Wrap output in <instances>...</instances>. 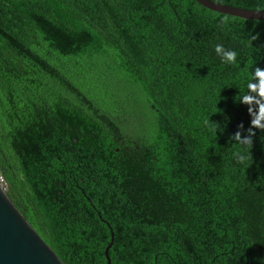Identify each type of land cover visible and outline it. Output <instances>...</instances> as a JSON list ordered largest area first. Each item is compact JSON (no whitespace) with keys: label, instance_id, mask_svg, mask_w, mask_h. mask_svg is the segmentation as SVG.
Here are the masks:
<instances>
[{"label":"trees","instance_id":"trees-1","mask_svg":"<svg viewBox=\"0 0 264 264\" xmlns=\"http://www.w3.org/2000/svg\"><path fill=\"white\" fill-rule=\"evenodd\" d=\"M257 66L264 21L194 0H0L8 198L63 264H264V130L233 157Z\"/></svg>","mask_w":264,"mask_h":264},{"label":"water","instance_id":"water-1","mask_svg":"<svg viewBox=\"0 0 264 264\" xmlns=\"http://www.w3.org/2000/svg\"><path fill=\"white\" fill-rule=\"evenodd\" d=\"M205 9L247 21H264V10L254 11L214 3L210 0H194ZM104 252L107 264H111L108 251ZM0 264H63L54 251L15 208L6 191L0 186Z\"/></svg>","mask_w":264,"mask_h":264},{"label":"clouds","instance_id":"clouds-1","mask_svg":"<svg viewBox=\"0 0 264 264\" xmlns=\"http://www.w3.org/2000/svg\"><path fill=\"white\" fill-rule=\"evenodd\" d=\"M230 23L229 17H223L220 21V26L224 29ZM215 52L221 61L226 64H235L237 62L238 53L233 49L226 48L223 44H216ZM238 101L248 105V112L252 118L247 129H244L241 124L239 130L233 134L234 143L239 145L238 150L234 151L233 157L237 163L247 165L251 156L250 149L253 144L255 130H264V68L257 66L251 70L246 89L240 94ZM218 127L215 129L216 132Z\"/></svg>","mask_w":264,"mask_h":264},{"label":"built area","instance_id":"built-area-1","mask_svg":"<svg viewBox=\"0 0 264 264\" xmlns=\"http://www.w3.org/2000/svg\"><path fill=\"white\" fill-rule=\"evenodd\" d=\"M0 186H1L4 190H6V183H5V181H4V179H3V177H2L1 174H0Z\"/></svg>","mask_w":264,"mask_h":264}]
</instances>
